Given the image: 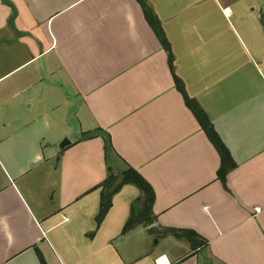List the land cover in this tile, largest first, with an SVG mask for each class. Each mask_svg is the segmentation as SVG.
Returning a JSON list of instances; mask_svg holds the SVG:
<instances>
[{
	"label": "crops",
	"instance_id": "obj_1",
	"mask_svg": "<svg viewBox=\"0 0 264 264\" xmlns=\"http://www.w3.org/2000/svg\"><path fill=\"white\" fill-rule=\"evenodd\" d=\"M146 2L235 162L226 183L141 1L0 0V264H264V0ZM17 98L25 111L2 107ZM65 102L67 128L53 118ZM64 136L87 150L70 169L55 159ZM107 144L118 175L131 166L153 186V227L123 232L134 184L98 222ZM155 227L207 242L154 244Z\"/></svg>",
	"mask_w": 264,
	"mask_h": 264
},
{
	"label": "trees",
	"instance_id": "obj_2",
	"mask_svg": "<svg viewBox=\"0 0 264 264\" xmlns=\"http://www.w3.org/2000/svg\"><path fill=\"white\" fill-rule=\"evenodd\" d=\"M139 1H141V3L143 4L146 14L151 19V24L154 26L155 31L157 32L165 48L169 52V63L175 75V80L178 89L185 96L188 106L192 109L197 119L209 135L211 141L217 147L222 156V165L218 171V176L225 184L227 174L232 168H234L235 162L226 145L223 143L219 134L215 130L213 123L209 120L206 112L203 110L201 105L197 101L190 98L187 92L185 91V87L182 80L174 72V55L171 51V47L168 40L164 36L160 24L154 20L155 15H152V11L148 7L146 0ZM126 184L136 185L140 189L141 195L132 204L131 216L127 221L126 225L124 226V233L133 230L139 225L149 227L156 221L157 218L153 210L156 200V194L153 186L137 170H135L131 166H128L126 170H123L122 174L112 175L101 185L102 200L100 214L97 218L98 222H101L105 215L108 213L112 205V199L114 195L118 191H120L121 188ZM153 230L154 228L150 229L151 232ZM161 234H172L178 238H186L188 241H190L194 248L203 246L207 242L205 239L201 238L195 231L190 229L163 228Z\"/></svg>",
	"mask_w": 264,
	"mask_h": 264
},
{
	"label": "rangeland",
	"instance_id": "obj_3",
	"mask_svg": "<svg viewBox=\"0 0 264 264\" xmlns=\"http://www.w3.org/2000/svg\"><path fill=\"white\" fill-rule=\"evenodd\" d=\"M33 92H34V90L31 89V90H28V91L22 93V95L25 96V97H23V98H25V102H26V100H28L29 98H31L33 96ZM25 102L24 103H20V98L19 99L17 98L16 100L12 99L11 102L9 101V102H6V103L2 104V107H9L12 103H13V106H15V107L17 106L18 107V105L20 104V108H22V110L25 111L26 110L24 108V106H26V103ZM17 103H19V104H17ZM15 104H17V105H15ZM35 109H36V106L33 109H30V110H35ZM38 110H40V108H38ZM73 110L74 109H70L68 111V104H67V102H65V105L61 106L57 111L54 112V114H53L54 121L55 122H57V121H60V122L63 121L64 119L61 116V114L62 113H65V128H67V126H69V121H72V120L67 119V115H70V118H73V115H72L73 113H71ZM17 112H18V110H16V108H14L13 111L11 110V113L10 114L13 117V116H16L15 113H17ZM54 134H56V131L54 132ZM64 137L65 138H68V136H64ZM69 137L71 138L72 141H74V139L76 141V139H77L76 138V134H70ZM67 147L65 148V152H64V150H60V148L59 149H56L55 148L54 149L55 150V153H56L55 159L57 160V159H60L61 158V161L64 160L63 162L65 163V168L70 169L68 167L70 165V163L73 164V160L74 159H78V158L79 159H84L85 154L87 153V150L85 149V147H75V148H73L70 151H66ZM112 152L113 151L110 149L109 144H107V162H108L109 165L107 166L106 169H107V171H109V177L111 176L110 174L118 175V173H119L118 172L119 171V167H118L117 163L114 160L115 159V155H113ZM94 162L96 164V167H99V164H100L101 167H103L102 166L103 162L99 158L94 159ZM110 167H112L113 169L110 170ZM127 168H128V166H124L123 165V169L124 170H126ZM122 172H123V170H121L120 174H122ZM68 174H70V172H65V176H67ZM103 183H101V185ZM156 220H157V218H156ZM156 222L157 221H155L150 226L153 227V225L156 224ZM162 229L163 228L158 229V228L155 227L154 230L150 233L151 234L150 236L153 238V242L152 243L156 244V241L158 240V238L161 235H163V234H161L162 233Z\"/></svg>",
	"mask_w": 264,
	"mask_h": 264
},
{
	"label": "water",
	"instance_id": "obj_4",
	"mask_svg": "<svg viewBox=\"0 0 264 264\" xmlns=\"http://www.w3.org/2000/svg\"><path fill=\"white\" fill-rule=\"evenodd\" d=\"M71 145V140L69 138H64L62 140V142H60L59 144V148L60 150H64L67 146ZM113 168L110 167V170H112Z\"/></svg>",
	"mask_w": 264,
	"mask_h": 264
},
{
	"label": "built area",
	"instance_id": "obj_5",
	"mask_svg": "<svg viewBox=\"0 0 264 264\" xmlns=\"http://www.w3.org/2000/svg\"><path fill=\"white\" fill-rule=\"evenodd\" d=\"M163 257H160L158 260H161Z\"/></svg>",
	"mask_w": 264,
	"mask_h": 264
}]
</instances>
